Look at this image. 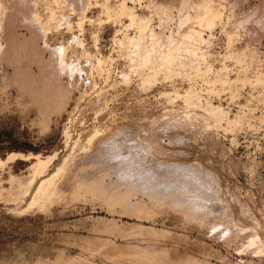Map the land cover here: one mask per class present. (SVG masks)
<instances>
[{
    "label": "rangeland",
    "instance_id": "1",
    "mask_svg": "<svg viewBox=\"0 0 264 264\" xmlns=\"http://www.w3.org/2000/svg\"><path fill=\"white\" fill-rule=\"evenodd\" d=\"M201 1L0 0V264H264V0Z\"/></svg>",
    "mask_w": 264,
    "mask_h": 264
},
{
    "label": "bare ground",
    "instance_id": "2",
    "mask_svg": "<svg viewBox=\"0 0 264 264\" xmlns=\"http://www.w3.org/2000/svg\"><path fill=\"white\" fill-rule=\"evenodd\" d=\"M216 2V0H202L201 2H199L197 5H196V7H198L199 8V10L200 11H205V10H207V8H209V6L211 5L212 6V2ZM218 1V0H217ZM220 2L222 1V0H219ZM227 1V0H226ZM226 1L225 0H223V3L225 4L226 3ZM60 2V1H59ZM63 2V1H62ZM66 2H64L63 4H65ZM229 3V2H228ZM219 4V3H218ZM232 4V3H231ZM66 5V4H65ZM184 6V5H183ZM182 6V7H183ZM223 6V5H222ZM65 7V6H64ZM214 7V6H213ZM219 8H220V5L218 6ZM161 8V7H160ZM223 8V7H222ZM230 8V7H229ZM215 9V11H216V7L214 8ZM223 9H225V7L223 8ZM161 10H162V8H161ZM193 10V9H192ZM213 10V9H212ZM212 10H209L208 12H210V11H212ZM125 11H126V9L125 8H121V9H119V10H114V9H110V8H107L106 9V12L105 13H107L106 15H109V17L110 16H114V17H117L118 15H119V13H122V14H124L125 13ZM214 11V10H213ZM214 11V12H215ZM223 11V10H222ZM195 12H196V10H195ZM217 12V11H216ZM220 12V11H219ZM218 12V13H219ZM229 12V11H228ZM33 13V12H32ZM200 13V12H199ZM232 13V12H231ZM201 14H203L202 16H205L206 14L205 13H202L201 12ZM223 14H224V12H223ZM33 15V14H32ZM186 15V14H185ZM197 15H200V14H197ZM232 15V14H231ZM230 15V16H231ZM190 16H194V15H190ZM196 16V15H195ZM213 16H215V14L213 15ZM33 17V16H32ZM119 17V16H118ZM184 17V16H183ZM182 17V18H183ZM210 17V16H209ZM219 17V16H218ZM227 17H228V15H227ZM129 18L130 19H133V17H132V15L131 14H129ZM186 18H187V16H186ZM194 18V17H193ZM198 18H200V16L198 17ZM226 18V17H225ZM203 18H201L200 20H202ZM207 19H208V17H207ZM228 19V18H227ZM33 20V19H32ZM182 20V19H181ZM183 20H185V19H183ZM192 20V19H191ZM219 20V19H218ZM218 20H216L217 22H218ZM222 20V19H221ZM220 20V21H221ZM226 20V19H225ZM230 20V19H229ZM186 21H187V19H186ZM190 21V20H189ZM194 21V20H193ZM211 21V20H210ZM219 21V22H220ZM181 22V21H180ZM202 22V21H201ZM212 22H214V19H213V21ZM218 22V23H219ZM230 22V21H229ZM140 23V22H139ZM192 23V22H191ZM195 23V22H194ZM200 23V22H199ZM203 23V22H202ZM222 23V22H221ZM220 24V23H219ZM138 25V24H137ZM205 25V24H204ZM203 25V26H204ZM215 25V24H214ZM1 26V25H0ZM191 26V25H190ZM190 26H187L188 28L190 27ZM199 27V26H198ZM237 27V26H236ZM2 28V27H1ZM145 28V27H144ZM209 28H210V26H209ZM213 29V28H212ZM145 30V29H144ZM211 30V29H210ZM210 30H209V32H210ZM191 31H192V29H191ZM223 31V30H222ZM227 34V33H226ZM197 36V35H196ZM198 36H199V33H198ZM201 36V35H200ZM200 36H199V38H200ZM185 37H187V36H185ZM189 37V36H188ZM192 38V37H191ZM183 39H184V37H183ZM62 60V59H61ZM99 65H100V62H99ZM98 65V66H99ZM65 135H66V138H67V140L70 142L71 141V136H70V132L69 131H67L66 133H65ZM122 140V139H121ZM128 141V140H127ZM120 143V142H119ZM128 143V142H127ZM102 145V144H101ZM125 145V144H124ZM106 147V146H105ZM103 148V147H102ZM102 148H100V149H102ZM108 148V147H107ZM106 149V148H105ZM98 150V149H97ZM66 159L64 160V162H63V164L60 166V167H58V169L55 171V173L54 174H49V175H47L46 177H44V176H41L42 178H41V180H39V187H38V189L36 190V192L34 193V196L31 198L32 199V201L30 202V204L29 205H36L37 204V201H39L40 199H37V198H39V197H41L42 195H45V193H46V191H47V189L49 188V186H51L54 182H55V180L58 178V177H60L61 176V174H64V173H66L67 171H68V168L71 166L70 165V163H69V153L67 152L66 154ZM18 157H23V155L22 154H10V155H8V157L6 158V159H4V160H1L0 159V170H4V168H5V166L7 165V163H8V161H10V160H14V159H16V158H18ZM74 158V157H73ZM93 158H86V159H83V160H85L84 162H80L83 166H88V167H90L91 165H93L94 163H96V162H94L93 164H92V162L94 161V160H92ZM77 162V161H76ZM49 163V160H46V161H43V160H41V159H38L37 160V162H36V164H37V171H39V172H42V174L44 173V168L46 167V165ZM74 164H76L75 163V161L73 162ZM98 163V162H97ZM73 164V165H74ZM56 167V166H55ZM181 172V171H180ZM188 174V173H187ZM67 176H68V174H67ZM60 179V178H59ZM65 181V180H64ZM64 181H63V183H64ZM65 183H67V181L65 182ZM56 184V183H55ZM65 185H67V184H65ZM72 185V184H71ZM79 186H82V183H80V184H74V185H72L71 187H69V191L67 192L68 194H69V196L70 197H73V196H75L76 194H78V190H77V188H79ZM61 189H63V188H61ZM61 189H60V191H61ZM64 190V189H63ZM51 193V192H50ZM23 194H25V195H27L28 194V189H26L25 190V192L23 193ZM46 198V197H45ZM44 201V200H43ZM42 201V202H43ZM39 204V203H38ZM40 204H42L41 202H40ZM40 207V206H39ZM38 207V208H39ZM30 208V207H29Z\"/></svg>",
    "mask_w": 264,
    "mask_h": 264
},
{
    "label": "crops",
    "instance_id": "3",
    "mask_svg": "<svg viewBox=\"0 0 264 264\" xmlns=\"http://www.w3.org/2000/svg\"><path fill=\"white\" fill-rule=\"evenodd\" d=\"M11 153L23 154V155H26V156L29 155V154L37 155V154H34V153H32V152L22 153V152H18V151H10V152H7L6 155H5L4 157H2V158L0 157V159H1V160L6 159L7 156H8L9 154H11ZM21 160H24V159H21Z\"/></svg>",
    "mask_w": 264,
    "mask_h": 264
}]
</instances>
